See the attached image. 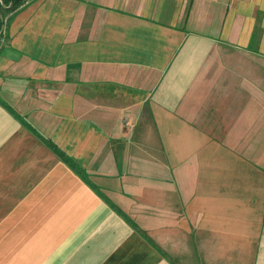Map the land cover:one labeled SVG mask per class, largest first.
<instances>
[{
    "label": "crops",
    "instance_id": "0c3cea01",
    "mask_svg": "<svg viewBox=\"0 0 264 264\" xmlns=\"http://www.w3.org/2000/svg\"><path fill=\"white\" fill-rule=\"evenodd\" d=\"M10 16L0 264H264V0Z\"/></svg>",
    "mask_w": 264,
    "mask_h": 264
},
{
    "label": "trees",
    "instance_id": "16d2710c",
    "mask_svg": "<svg viewBox=\"0 0 264 264\" xmlns=\"http://www.w3.org/2000/svg\"><path fill=\"white\" fill-rule=\"evenodd\" d=\"M26 0H0V41L2 39L5 26L10 20V15L16 12ZM50 145L57 151L58 148L50 142Z\"/></svg>",
    "mask_w": 264,
    "mask_h": 264
}]
</instances>
